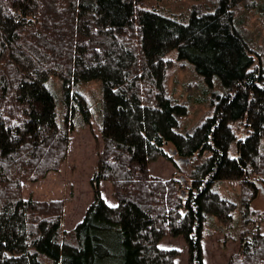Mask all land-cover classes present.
<instances>
[{"label":"trees","instance_id":"trees-1","mask_svg":"<svg viewBox=\"0 0 264 264\" xmlns=\"http://www.w3.org/2000/svg\"><path fill=\"white\" fill-rule=\"evenodd\" d=\"M244 1L219 0L214 11L194 8L186 19L146 0H0V264H175L180 250L159 242L178 234L189 264H206V216L231 221L236 206L213 183L252 174L264 180V65L254 67L234 14ZM173 50L221 92L211 100L212 115L185 131L188 105L166 89ZM51 75L62 83L63 121ZM92 79L103 87V148L94 199L66 231L60 207L26 198L22 182L65 160L75 117L88 118L77 84ZM243 118L252 133L233 153L230 123ZM162 155L205 157L185 196L178 179L150 172ZM103 180L116 203L103 196ZM228 264H264V233L243 237Z\"/></svg>","mask_w":264,"mask_h":264},{"label":"rangeland","instance_id":"rangeland-1","mask_svg":"<svg viewBox=\"0 0 264 264\" xmlns=\"http://www.w3.org/2000/svg\"><path fill=\"white\" fill-rule=\"evenodd\" d=\"M218 3L219 0H146L145 6L187 19L194 8L201 13L214 11ZM234 14L250 41L251 52L256 60L254 67L264 65V0L240 2ZM167 59L169 65L166 71V89L175 99L188 105L189 112L181 118L180 129L190 130L204 118L212 115L215 106L211 100L217 93H221L220 88L214 80L209 84L188 61L179 59L176 51L168 53ZM48 84L59 96L58 117L63 121L65 108L62 103L63 90L60 78L51 75ZM77 86L88 103V118H84L83 112V114L79 112L77 118L75 117L65 160L58 169L48 171L44 177L38 180L25 179L22 182V191L26 198L32 196L36 200L52 202L54 206L60 207L62 226L66 231L76 226L94 199L95 187L92 179L96 173L98 154L103 148L102 82L99 79H92L79 82ZM230 125L237 137L231 146L235 153L238 139L251 134L252 129L246 118L233 121ZM260 144L264 149V132ZM166 149L168 152L173 151L172 146H167ZM173 157L174 159L170 160L162 155L151 161L150 172L164 179H178L179 192L185 196L192 183L191 172L194 166L201 163L205 157L195 159H183L178 155ZM261 177L252 174L248 179L224 178L213 183L215 190L236 206L232 211L231 221H223L214 214L206 216L202 237L206 264H228L230 256L240 250L243 237L255 231L264 233V180ZM246 188L249 196L244 198ZM100 190L108 202L116 203L108 180L101 181ZM244 201L249 202L248 208ZM243 213H246L245 217ZM159 244L180 250L175 264H189L188 246L182 234L166 235Z\"/></svg>","mask_w":264,"mask_h":264}]
</instances>
